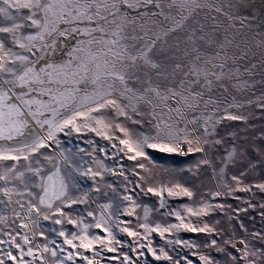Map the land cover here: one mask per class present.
Wrapping results in <instances>:
<instances>
[{
    "label": "snow or ice",
    "instance_id": "obj_1",
    "mask_svg": "<svg viewBox=\"0 0 264 264\" xmlns=\"http://www.w3.org/2000/svg\"><path fill=\"white\" fill-rule=\"evenodd\" d=\"M0 264H264V0H0Z\"/></svg>",
    "mask_w": 264,
    "mask_h": 264
},
{
    "label": "rangeland",
    "instance_id": "obj_2",
    "mask_svg": "<svg viewBox=\"0 0 264 264\" xmlns=\"http://www.w3.org/2000/svg\"><path fill=\"white\" fill-rule=\"evenodd\" d=\"M84 146L86 147V145H84ZM162 155H163V154H157L158 157H160V156H162ZM248 225H249L250 227L252 226L250 220L248 221ZM257 227H259V224H257ZM182 236H184V237H188V238H192V237H191V234H186V233H185V234H182ZM157 240H158V238H157Z\"/></svg>",
    "mask_w": 264,
    "mask_h": 264
}]
</instances>
